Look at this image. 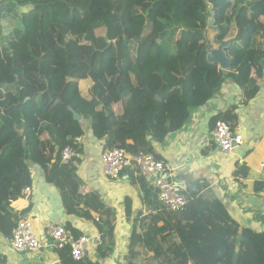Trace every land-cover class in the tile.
<instances>
[{
    "label": "trees",
    "instance_id": "16d2710c",
    "mask_svg": "<svg viewBox=\"0 0 264 264\" xmlns=\"http://www.w3.org/2000/svg\"><path fill=\"white\" fill-rule=\"evenodd\" d=\"M204 1L0 0V68L12 78L0 83V235L10 239L31 210L17 216L10 204L30 184L27 165H34L57 191L65 214L93 223L100 233L95 261H74L66 246L60 264H103L113 255L115 207L97 190L79 192L83 123L104 140L101 150L163 161L153 144L180 132L226 80L206 61V40L212 43L215 33ZM209 2L220 39L232 40L226 54L240 80V100L249 102L264 79V0ZM235 106L214 115L209 130L218 121L234 130ZM67 147L75 158L64 164ZM210 150L208 145L202 156ZM124 173L142 208L133 216L131 199L123 200L125 219L133 222L121 264H264V233L242 228L205 178L185 186L187 205L174 212L162 209L135 169ZM247 174L244 164H236L238 179ZM65 230L82 235L69 224Z\"/></svg>",
    "mask_w": 264,
    "mask_h": 264
},
{
    "label": "crops",
    "instance_id": "0c3cea01",
    "mask_svg": "<svg viewBox=\"0 0 264 264\" xmlns=\"http://www.w3.org/2000/svg\"><path fill=\"white\" fill-rule=\"evenodd\" d=\"M225 73L226 80L220 93L204 106L194 110L180 132L169 135L163 144L154 143L153 146L176 181L185 187L197 178H205L210 183L214 196L225 205L229 215L242 228L264 233V79L259 93L249 102H242L240 80L233 72ZM230 106H235L234 130L242 135V145L235 148L231 154L223 155L212 141L210 120ZM85 129L86 134L81 140L84 155L77 171L83 180L82 186L86 190H97L106 205L115 207L116 224L121 221L130 230L133 221L125 219L123 200L125 197L131 199L135 216L142 208L137 190L129 182L127 175H123L119 181H111L102 174L99 154L104 140L94 137L88 124ZM92 143L97 145L92 147ZM208 145H211L209 154L202 156L201 151ZM236 164H244L248 168L245 178H237ZM27 168L30 172L32 193L12 201L10 208L17 216H21L22 212L31 206L26 217L34 219L35 233L40 236L43 245L36 253H16L10 248V239L0 235V258L4 261L3 264H60L59 253L50 246L44 236L45 224L54 223L62 227L69 224L80 230L83 235L89 236H92L94 231L97 233V228L91 222L67 216L57 191L45 182L39 167L27 165ZM117 237L115 229V238ZM127 245L128 240L123 245L120 258L127 253ZM118 247L119 241L116 240L115 253L108 259L112 263L116 260L114 264L121 263L123 259L119 261L115 257ZM87 257L90 261H95L93 246L88 249Z\"/></svg>",
    "mask_w": 264,
    "mask_h": 264
},
{
    "label": "built area",
    "instance_id": "2783aa9c",
    "mask_svg": "<svg viewBox=\"0 0 264 264\" xmlns=\"http://www.w3.org/2000/svg\"><path fill=\"white\" fill-rule=\"evenodd\" d=\"M211 137L216 148L223 155L231 154L235 148L242 145V135L223 121L215 123ZM74 158L75 154L69 147L63 150L62 163L73 162ZM99 160L102 173L116 181L119 180L124 171L133 166L132 159L118 148L102 151ZM74 165L77 166V164ZM134 168L137 174L149 181L151 185H154L162 208L171 211H182L186 207L187 202L182 193L183 188L170 178L171 175L164 163L155 160L149 154H140L134 158ZM80 192L84 193L85 188L82 187ZM30 193V188L21 191V195ZM43 233L50 246L58 253L69 246L71 257L76 261L84 259L88 249L91 246L94 248L100 243L99 233H95L91 237L82 235L74 238L70 232L54 223L45 224ZM9 245L16 253H36L42 248L43 242L40 236L35 233L33 220L23 219L17 223L11 233Z\"/></svg>",
    "mask_w": 264,
    "mask_h": 264
},
{
    "label": "water",
    "instance_id": "95a60500",
    "mask_svg": "<svg viewBox=\"0 0 264 264\" xmlns=\"http://www.w3.org/2000/svg\"><path fill=\"white\" fill-rule=\"evenodd\" d=\"M210 0H205V4L207 5L208 19L207 26L208 28L215 33L212 39V43L206 40L207 46V56L206 61L208 63L216 65L221 71L224 72H232L231 67V59L226 54V49L230 46L232 40H221V30L218 26L215 25L214 20V11L213 6L209 2ZM217 46L214 48V46ZM26 97L25 100H27ZM68 110L72 112V118L76 122H83L82 116L75 113L72 108L68 107ZM22 146H25V140L22 141Z\"/></svg>",
    "mask_w": 264,
    "mask_h": 264
},
{
    "label": "rangeland",
    "instance_id": "374dc122",
    "mask_svg": "<svg viewBox=\"0 0 264 264\" xmlns=\"http://www.w3.org/2000/svg\"><path fill=\"white\" fill-rule=\"evenodd\" d=\"M153 45H151L150 47H152ZM150 47H146V52L149 50V48ZM153 48V47H152ZM151 48V49H152ZM150 49V50H151ZM12 80V78L11 77H9L4 71H1V68H0V83H8V82H10ZM83 125H84V127L85 128H87V123L86 122H84L83 123ZM92 145V147H95L97 144L96 143H92L91 144ZM93 152H95V151H93ZM85 157V156H84ZM139 202H140V200H139ZM93 224V223H92ZM91 224V225H92ZM66 227H64V229H65ZM116 230H117V235H118V239L117 238H115V241L116 240H118L119 241V247H118V249H117V252H116V255H115V257H117V259L119 260V261H121V259L122 258H124V257H122V258H120V255H121V252L123 251V245L127 242V240H128V237H129V235H130V233H129V230H128V226H125L124 224H123V222H121V221H118V224H116V228H115ZM79 232H81L80 230H78ZM82 233V232H81ZM95 231L93 232V235H95ZM92 235V236H93ZM89 236V235H88ZM90 237H91V235H90ZM116 249V248H115ZM115 249H114V253H115ZM111 258V257H110ZM109 258V259H110ZM113 261V260H112ZM123 262V259H122V261H121V263ZM102 263H105V264H114V263H116V260H115V262L114 263H112L111 261H109V260H106L105 262L103 261ZM121 263H119V264H121Z\"/></svg>",
    "mask_w": 264,
    "mask_h": 264
},
{
    "label": "clouds",
    "instance_id": "9594fccd",
    "mask_svg": "<svg viewBox=\"0 0 264 264\" xmlns=\"http://www.w3.org/2000/svg\"><path fill=\"white\" fill-rule=\"evenodd\" d=\"M113 149V148H112ZM118 149H120V148H118ZM105 150H111V149H105ZM105 150H102V151H105ZM121 150H123V149H121ZM101 151V152H102ZM124 151V150H123ZM101 152H100V154H101ZM125 152V151H124ZM126 153V152H125ZM100 154H99V157H100ZM126 155L128 156V157H130V155H128L127 153H126ZM150 155V154H149ZM152 156V155H151ZM137 157V156H136ZM131 159H132V157H130ZM154 158V157H153ZM155 159V158H154ZM156 160V159H155ZM157 161H160V160H157ZM99 162H100V160H99ZM133 162V163H132ZM160 162H162V163H164L165 164V166L167 167V165H166V163L164 162V161H160ZM131 163H132V168H129V169H127V170H134L135 168H134V159L133 160H131ZM100 167H101V165H100ZM77 168H79V166L77 167ZM167 169H168V172L170 173V171H169V168L167 167ZM126 170V171H127ZM126 171H124V172H126ZM122 173L121 175H120V178H119V180L122 178V176L123 175H126L125 173ZM103 174V173H102ZM104 175V174H103ZM135 175L136 176H139V177H141V178H143L142 176H140L139 174H137L136 173V171H135ZM170 175H171V179L174 181V182H177V183H179L178 181H176L175 180V178L172 176V174L170 173ZM105 176V175H104ZM106 177V176H105ZM108 178V177H107ZM109 180H111V181H116V180H112V179H110V178H108ZM143 179H145V178H143ZM118 180V181H119ZM146 180V179H145ZM146 182H148L149 183V185L150 186H152L153 187V189H154V191H156V189H155V187H154V185H151V183L149 182V181H147L146 180ZM181 186H182V188H183V191H182V193H183V195H184V190H185V187L181 184V183H179ZM83 186H80V188H79V192H80V189L82 188ZM25 188H30V190H31V193H32V189H31V187H30V184L29 185H27ZM24 188V189H25ZM83 188H85V187H83ZM24 189H22V190H24ZM21 190V191H22ZM21 191H20V193H19V197H21V196H30L31 195V193L30 194H28V195H21ZM88 190H86L85 189V192L84 193H86ZM81 193V192H80ZM156 193H157V191H156ZM81 194H83V193H81ZM137 194H138V192H137ZM185 197V196H184ZM139 198V197H138ZM157 198H158V194H157ZM186 199V198H185ZM140 200V199H139ZM158 201H159V199H158ZM186 202H187V200H186ZM140 204H141V202H140ZM162 209H164V208H162ZM165 210H167V209H165ZM171 211V210H170ZM174 212H180V211H174ZM23 219H31V220H33V223L35 224V221H34V219H32V218H30V217H26V218H23ZM23 219H21V220H23ZM21 220H19V221H21ZM18 221V222H19ZM117 221V220H116ZM64 228V227H63ZM34 230H35V228H34ZM97 233H99V232H97ZM100 234V233H99ZM83 235V234H82ZM81 235V236H82ZM97 247V246H96ZM96 247H94V250H95V248ZM88 251H87V254H86V256L84 257V258H87L88 259ZM73 259V258H72ZM74 260V259H73ZM74 261H76V260H74ZM80 261V260H79Z\"/></svg>",
    "mask_w": 264,
    "mask_h": 264
}]
</instances>
